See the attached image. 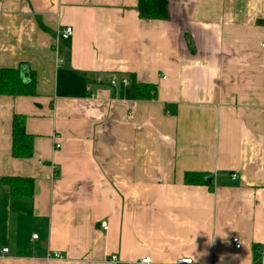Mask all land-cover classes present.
Segmentation results:
<instances>
[{"label":"crops","instance_id":"obj_1","mask_svg":"<svg viewBox=\"0 0 264 264\" xmlns=\"http://www.w3.org/2000/svg\"><path fill=\"white\" fill-rule=\"evenodd\" d=\"M137 3L0 0V68L36 78L0 95V264H264V0ZM15 114L31 157L11 153Z\"/></svg>","mask_w":264,"mask_h":264},{"label":"trees","instance_id":"obj_2","mask_svg":"<svg viewBox=\"0 0 264 264\" xmlns=\"http://www.w3.org/2000/svg\"><path fill=\"white\" fill-rule=\"evenodd\" d=\"M139 15L143 18L165 19L167 17V0H137ZM29 80L21 77V67L0 68V95L10 96H36V78L31 73ZM135 98L150 100L157 95L156 86L148 83L139 82L135 85ZM12 145L11 153L16 158L31 157L33 155V136L24 129V115L15 114L12 119ZM187 184L212 185L213 177L208 173L187 171L184 174ZM10 192L20 197H31L34 182L30 177L9 176L2 177Z\"/></svg>","mask_w":264,"mask_h":264},{"label":"built area","instance_id":"obj_3","mask_svg":"<svg viewBox=\"0 0 264 264\" xmlns=\"http://www.w3.org/2000/svg\"><path fill=\"white\" fill-rule=\"evenodd\" d=\"M56 33L57 34L55 36V40H56V43H57V42H59V40L67 39L73 34L72 33V27L71 26H65L63 29L57 30ZM260 47H261L262 53L264 54V41L260 44ZM110 82H111V84L114 85L116 83V80L112 79ZM122 83L127 85L128 84L127 79L124 78ZM59 146H60V144L57 143V147H59ZM231 175H232L233 179L238 177V175L236 173H232ZM101 225H102V228L104 230H106L108 228V225L106 223H104V222H102ZM33 237L35 238L36 235H33ZM232 241L235 243V247H237V248L240 247V242H239V238L238 237H233ZM7 251H8V248H3L2 249V252H7ZM116 260H117V254H113L112 257H111V261L115 262ZM141 263L142 264H150L151 263L150 256H145V258L141 259ZM180 263L189 264V263H191V258L180 259Z\"/></svg>","mask_w":264,"mask_h":264}]
</instances>
